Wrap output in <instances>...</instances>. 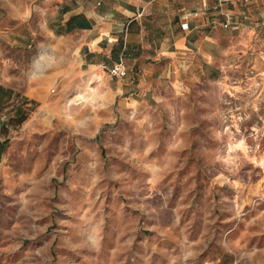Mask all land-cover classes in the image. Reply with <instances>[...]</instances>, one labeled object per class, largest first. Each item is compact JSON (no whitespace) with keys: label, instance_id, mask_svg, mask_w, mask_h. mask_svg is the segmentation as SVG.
<instances>
[{"label":"rangeland","instance_id":"rangeland-1","mask_svg":"<svg viewBox=\"0 0 264 264\" xmlns=\"http://www.w3.org/2000/svg\"><path fill=\"white\" fill-rule=\"evenodd\" d=\"M69 2L0 0V264H264V0L134 46Z\"/></svg>","mask_w":264,"mask_h":264},{"label":"crops","instance_id":"crops-1","mask_svg":"<svg viewBox=\"0 0 264 264\" xmlns=\"http://www.w3.org/2000/svg\"><path fill=\"white\" fill-rule=\"evenodd\" d=\"M202 5L203 0H194L193 7H188V0H70L67 20L83 14L92 22V27L73 31H97L100 35L97 44L103 36L127 31L134 46L140 39H148V30L152 28H157L162 36L165 29L173 28L178 30V40L183 39L185 33L181 32V27H185L189 15L201 14Z\"/></svg>","mask_w":264,"mask_h":264},{"label":"trees","instance_id":"trees-1","mask_svg":"<svg viewBox=\"0 0 264 264\" xmlns=\"http://www.w3.org/2000/svg\"><path fill=\"white\" fill-rule=\"evenodd\" d=\"M92 22L88 20L83 14L73 15L67 21V28L65 30L58 31V34L69 33L76 28H91ZM14 93L13 89L5 88L0 85V112L9 104V99ZM34 103V101H31ZM35 107H24V105H19L16 110L17 119H15V126L22 124L29 116V113L34 110ZM3 129L5 132L8 130L5 123H3ZM7 143L0 142V158L3 154Z\"/></svg>","mask_w":264,"mask_h":264},{"label":"built area","instance_id":"built-area-1","mask_svg":"<svg viewBox=\"0 0 264 264\" xmlns=\"http://www.w3.org/2000/svg\"><path fill=\"white\" fill-rule=\"evenodd\" d=\"M112 70H113V72H115L116 74H119V75L125 74V70L121 67V64L116 65Z\"/></svg>","mask_w":264,"mask_h":264}]
</instances>
